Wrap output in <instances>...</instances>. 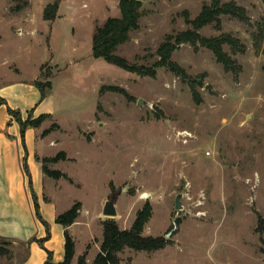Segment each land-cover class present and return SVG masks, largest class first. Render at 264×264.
Returning a JSON list of instances; mask_svg holds the SVG:
<instances>
[{"label": "rangeland", "instance_id": "374dc122", "mask_svg": "<svg viewBox=\"0 0 264 264\" xmlns=\"http://www.w3.org/2000/svg\"><path fill=\"white\" fill-rule=\"evenodd\" d=\"M56 1L0 0V80L52 81L55 112L36 128L45 197L58 216L80 205L65 225L72 253L59 264H94L103 222L129 229L147 201L153 213L143 234L169 244L125 248L119 264H264V0H221L248 19L224 15L200 30L239 40L242 51L224 45L237 69L184 43L172 54L184 73L160 67L155 77L92 54L96 27L121 16L120 0H60L57 17L44 19ZM213 1L143 0L139 29L115 53L152 65L166 37L191 28L187 21ZM103 85L128 95L101 93ZM113 193L117 215L108 217ZM2 236L0 264L22 263L33 241Z\"/></svg>", "mask_w": 264, "mask_h": 264}, {"label": "trees", "instance_id": "16d2710c", "mask_svg": "<svg viewBox=\"0 0 264 264\" xmlns=\"http://www.w3.org/2000/svg\"><path fill=\"white\" fill-rule=\"evenodd\" d=\"M59 1L50 4L45 8L44 19L54 20L57 17L59 9ZM143 0H120L119 7L121 10L120 17H109L102 25L97 26L93 34V50L92 54L95 58H103L107 62L115 64L127 71L137 73L140 76L155 77L158 68L168 67L177 74L184 73V70L172 60V54L184 43H190L195 48L204 46L212 50L217 61L225 66L228 70L237 69L235 60L229 52L225 50L224 45L230 46L231 53L242 51L243 45L238 39L230 34H222L219 37H205L200 34V30L209 24L216 23L219 25L222 21V16L229 15L231 17L247 20L245 8L237 5L235 2H222L214 0L211 5H204L199 15L188 20L191 28L183 30L177 34H170L166 37L163 43L157 50L158 59L152 65H138L130 62L127 58L117 55L115 51L121 45L130 40L132 31L139 29V21L142 16ZM43 68V67H42ZM33 84L41 92V98L44 99L47 92L52 89V81L48 78L47 81L35 80ZM120 91L128 95L124 88L107 87L103 85L100 89L101 93L106 90ZM5 103L1 100L0 104ZM8 111L19 121L22 133L28 127L37 128L50 114H41L38 117H33V111L29 112L26 120L22 119L20 111L13 110L8 105ZM43 163V161H42ZM43 172L45 173V165L43 163ZM80 205H76L64 215H59L56 222L65 227L78 215ZM39 207L37 205V214L39 215ZM152 207L150 202H146L143 207L138 210L136 218L129 229H121L115 220H105L103 222V240L100 247V252L94 259V264H119L118 254L125 248H131L136 251H157L166 247L169 240L163 236H145L143 234L145 225L152 217ZM264 230L262 218L260 219L259 230ZM264 236V231H263ZM9 241V240H7ZM72 240L65 230V260L72 253ZM64 263V262H63ZM45 264H59L53 261L52 255L49 254ZM78 264H86L83 260Z\"/></svg>", "mask_w": 264, "mask_h": 264}, {"label": "crops", "instance_id": "0c3cea01", "mask_svg": "<svg viewBox=\"0 0 264 264\" xmlns=\"http://www.w3.org/2000/svg\"><path fill=\"white\" fill-rule=\"evenodd\" d=\"M34 81L15 78L3 83L0 80V102L5 100L0 104V218H8L5 227L0 226V234L4 240L15 243L33 241L25 245L30 252L27 251L20 264H45L49 254L54 262L60 263L65 256V227L56 222L57 206L45 197L38 131L28 127L22 133L19 121L8 111L9 105L20 111L24 120L35 106L38 108L34 118L54 114L52 91L42 99Z\"/></svg>", "mask_w": 264, "mask_h": 264}, {"label": "water", "instance_id": "95a60500", "mask_svg": "<svg viewBox=\"0 0 264 264\" xmlns=\"http://www.w3.org/2000/svg\"><path fill=\"white\" fill-rule=\"evenodd\" d=\"M142 103H143V100H140L139 104H142ZM115 197H116V194L113 193L111 195L110 199L104 205L103 214L108 216V217H114L117 215V210H116V206H115ZM180 197H181V195H178L176 198V208L177 209L182 208Z\"/></svg>", "mask_w": 264, "mask_h": 264}]
</instances>
